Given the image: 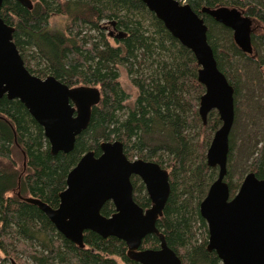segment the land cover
Segmentation results:
<instances>
[{
	"label": "trees",
	"instance_id": "obj_1",
	"mask_svg": "<svg viewBox=\"0 0 264 264\" xmlns=\"http://www.w3.org/2000/svg\"><path fill=\"white\" fill-rule=\"evenodd\" d=\"M24 1L7 0L0 9L1 19L13 29L24 67L40 79L52 76L68 87H94L99 98L73 150L55 156L24 106L18 100L0 99V264H138L127 257L126 245L113 237L103 239L87 231L83 247L75 246L26 201L36 199L56 209L67 174L80 157L89 151L97 157L100 143L113 141L123 145L130 161L155 162L168 172L170 194L157 228L181 263L221 264L207 251V227L199 215V204L217 175L206 165V152L221 122L216 112L209 113L205 124L198 115L204 88L197 81L199 67L192 53L137 0ZM177 1L207 25L217 67L234 90L235 122L244 94L239 63L247 58L260 67L264 59L242 53L231 31L201 9L225 6L241 11L252 20L253 49L254 41L264 46V0ZM53 17L63 18V29H51ZM111 23L116 36L121 33L119 38L111 39L103 29ZM121 68L137 92L131 107L119 82ZM233 144L231 131L225 180L230 197L241 182L239 174L230 172L236 155ZM244 170L264 178V145ZM131 184L134 202L148 209L142 182L132 177ZM113 213L110 202L101 209L104 217ZM158 248L155 236L142 240L141 249Z\"/></svg>",
	"mask_w": 264,
	"mask_h": 264
},
{
	"label": "water",
	"instance_id": "obj_2",
	"mask_svg": "<svg viewBox=\"0 0 264 264\" xmlns=\"http://www.w3.org/2000/svg\"><path fill=\"white\" fill-rule=\"evenodd\" d=\"M4 1L7 0H0V9ZM16 1L25 4L24 0ZM137 1L194 56L199 67L197 81L204 88L198 106L202 123L211 112H216L221 122L206 152V165L216 169V179L199 204V215L207 227V251L214 252L221 264H264V178L247 173L230 197L225 180L234 123V90L217 67L207 41V25L188 5L177 0ZM201 13L229 29L242 53L252 54L250 18L225 6L203 7ZM12 35L13 29L0 17V99L18 100L24 106L42 129L51 155L67 154L89 125L98 90L68 87L52 76H33L24 67ZM120 36L121 33L116 37ZM99 149V156L92 151L85 153L68 172L56 209L36 199L26 201L79 248L83 247V234L89 231L103 239L122 241L127 257L135 263L182 264L157 228L170 194L168 172L155 162L130 161L119 141L101 142ZM132 177L142 182L150 201L148 209L134 202ZM107 202L113 205L114 213L104 217L101 209ZM149 235L158 239V249H141L142 240Z\"/></svg>",
	"mask_w": 264,
	"mask_h": 264
},
{
	"label": "rangeland",
	"instance_id": "obj_3",
	"mask_svg": "<svg viewBox=\"0 0 264 264\" xmlns=\"http://www.w3.org/2000/svg\"><path fill=\"white\" fill-rule=\"evenodd\" d=\"M50 27L52 30L63 29V18L53 17L50 21ZM256 30L255 37H258L260 35V30ZM109 43L114 45L113 40L111 39H109ZM253 55L256 59H264V46H257L254 41L253 53L251 56ZM245 68V72L240 71ZM237 70L239 71L238 73L243 76L242 80L244 84L242 86L244 94L241 97L242 109L235 118L232 127L233 142L236 145V155L235 160L232 162L230 172L232 174H239V178L242 180L248 173L244 170V167L250 164L259 148L264 145V65L256 67L246 58L245 60L240 61ZM119 74L120 85L129 96L127 105L131 107L134 103L137 92L130 84V80L122 68L120 69Z\"/></svg>",
	"mask_w": 264,
	"mask_h": 264
},
{
	"label": "flooded vegetation",
	"instance_id": "obj_4",
	"mask_svg": "<svg viewBox=\"0 0 264 264\" xmlns=\"http://www.w3.org/2000/svg\"><path fill=\"white\" fill-rule=\"evenodd\" d=\"M253 24H254V22H253ZM252 27H253V26H252ZM103 29H104L105 31H107V33H108V35H109V37H110L111 39H114V37H116L117 31H116V29H115L114 24L105 25ZM252 34H253V33H252ZM252 34H251V36H252ZM134 160H136V159H134ZM132 161H133V160H132ZM138 179H139V178H138ZM144 192H145V190H144Z\"/></svg>",
	"mask_w": 264,
	"mask_h": 264
},
{
	"label": "built area",
	"instance_id": "obj_5",
	"mask_svg": "<svg viewBox=\"0 0 264 264\" xmlns=\"http://www.w3.org/2000/svg\"><path fill=\"white\" fill-rule=\"evenodd\" d=\"M181 4H184L183 2H181Z\"/></svg>",
	"mask_w": 264,
	"mask_h": 264
}]
</instances>
